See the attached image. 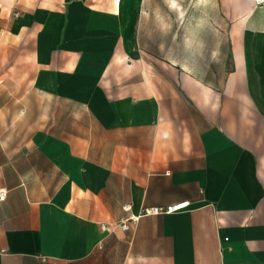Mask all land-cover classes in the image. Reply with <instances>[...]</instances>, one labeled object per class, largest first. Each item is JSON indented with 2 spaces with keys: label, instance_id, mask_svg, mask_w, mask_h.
Instances as JSON below:
<instances>
[{
  "label": "crops",
  "instance_id": "crops-1",
  "mask_svg": "<svg viewBox=\"0 0 264 264\" xmlns=\"http://www.w3.org/2000/svg\"><path fill=\"white\" fill-rule=\"evenodd\" d=\"M11 9L31 32L32 88L93 124L20 150L0 135V264H264V4L221 5L229 42L202 61L134 55L145 13L120 2Z\"/></svg>",
  "mask_w": 264,
  "mask_h": 264
},
{
  "label": "rangeland",
  "instance_id": "rangeland-1",
  "mask_svg": "<svg viewBox=\"0 0 264 264\" xmlns=\"http://www.w3.org/2000/svg\"><path fill=\"white\" fill-rule=\"evenodd\" d=\"M256 1L264 4V0ZM119 2L124 10L140 8L145 13L138 40L141 51L136 41L134 55L145 51L177 61H202L210 48L216 51L223 37L229 42L230 20L219 8L231 0H93V12L113 11ZM22 17L11 9V0H0V135L11 136L19 150L41 136L80 133L93 124V115L75 109L73 101L32 88L28 73L33 48L25 41L31 32L23 30ZM101 34L96 29L93 38ZM97 39L95 48L101 50Z\"/></svg>",
  "mask_w": 264,
  "mask_h": 264
},
{
  "label": "built area",
  "instance_id": "built-area-1",
  "mask_svg": "<svg viewBox=\"0 0 264 264\" xmlns=\"http://www.w3.org/2000/svg\"><path fill=\"white\" fill-rule=\"evenodd\" d=\"M6 197V193L1 191L0 192V200H4ZM190 202H180L176 204H171L166 207H150V208H144L142 212L139 215H132L130 218L121 220L117 225L121 227L124 231H129L131 227L138 222V220L142 216H155V215H161V214H173L178 213L189 207ZM130 206L126 205L125 210H129ZM102 229L106 230L109 225L108 224H102Z\"/></svg>",
  "mask_w": 264,
  "mask_h": 264
}]
</instances>
